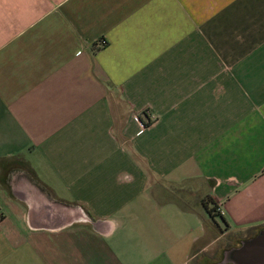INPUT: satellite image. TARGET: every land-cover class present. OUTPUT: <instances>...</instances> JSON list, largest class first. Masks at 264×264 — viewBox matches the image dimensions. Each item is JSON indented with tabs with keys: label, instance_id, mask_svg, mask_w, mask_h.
Returning <instances> with one entry per match:
<instances>
[{
	"label": "crops",
	"instance_id": "obj_1",
	"mask_svg": "<svg viewBox=\"0 0 264 264\" xmlns=\"http://www.w3.org/2000/svg\"><path fill=\"white\" fill-rule=\"evenodd\" d=\"M260 231L264 0H0V264H203Z\"/></svg>",
	"mask_w": 264,
	"mask_h": 264
},
{
	"label": "water",
	"instance_id": "obj_2",
	"mask_svg": "<svg viewBox=\"0 0 264 264\" xmlns=\"http://www.w3.org/2000/svg\"><path fill=\"white\" fill-rule=\"evenodd\" d=\"M66 209V207H63ZM71 217L60 223V226L68 225L76 220H82L86 216L79 209H73ZM232 263V264H264V231H260L255 237L243 240L242 243L227 249L224 252V257L221 263Z\"/></svg>",
	"mask_w": 264,
	"mask_h": 264
},
{
	"label": "rangeland",
	"instance_id": "obj_3",
	"mask_svg": "<svg viewBox=\"0 0 264 264\" xmlns=\"http://www.w3.org/2000/svg\"><path fill=\"white\" fill-rule=\"evenodd\" d=\"M214 252H216V250L215 249H213V251H212V249H210L209 251H207L206 253H205V256H207V257H211V258H214V260H213V262H211V261H206L205 263H203V264H224V263H221L222 262V259L221 258H216L215 259V257H214V254H216V253H214ZM195 264H199V262L198 261H196V263Z\"/></svg>",
	"mask_w": 264,
	"mask_h": 264
},
{
	"label": "trees",
	"instance_id": "obj_4",
	"mask_svg": "<svg viewBox=\"0 0 264 264\" xmlns=\"http://www.w3.org/2000/svg\"><path fill=\"white\" fill-rule=\"evenodd\" d=\"M100 40H103V38L100 39ZM105 44H106V42H105ZM105 44H104V45H105ZM208 201H209V199H206V200H205V202H204L205 206H207ZM207 207H208V206H207ZM216 208H217V207H216V203H213L212 207L208 209V210H209L208 213H209L212 217H215V216H216V214H215V212L217 211ZM218 216L222 217L221 215H218Z\"/></svg>",
	"mask_w": 264,
	"mask_h": 264
},
{
	"label": "built area",
	"instance_id": "obj_5",
	"mask_svg": "<svg viewBox=\"0 0 264 264\" xmlns=\"http://www.w3.org/2000/svg\"><path fill=\"white\" fill-rule=\"evenodd\" d=\"M105 42H106L105 39H103V40H98V41H97V46L101 47V46H103V45L105 44ZM216 207H217V208H216V209H217L216 213H218L219 215L222 216V213L224 212L223 206H222V205H216Z\"/></svg>",
	"mask_w": 264,
	"mask_h": 264
}]
</instances>
